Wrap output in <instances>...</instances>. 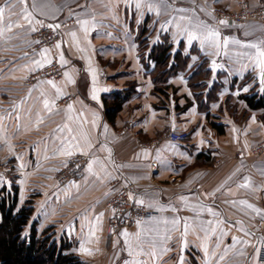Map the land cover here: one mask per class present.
<instances>
[{
    "label": "crops",
    "instance_id": "obj_1",
    "mask_svg": "<svg viewBox=\"0 0 264 264\" xmlns=\"http://www.w3.org/2000/svg\"><path fill=\"white\" fill-rule=\"evenodd\" d=\"M155 1L177 14L149 11L151 0H0V163L14 177L9 183L1 168L2 189L16 188L17 209L31 203L24 235L32 224L38 235L47 229L57 243H71L68 253L81 264H264V152L251 153L264 141V112L239 99L261 85L259 69L241 54L254 52L243 44L264 42V25L220 24L204 7L232 11L264 0ZM48 25L62 33L56 54L63 72L55 88L48 79H32L49 54L30 52L31 35ZM209 28L221 34L219 49L188 43L187 31ZM225 37L241 43L224 47ZM165 40L171 56L187 62L157 86L147 52ZM203 62L208 76L193 78ZM121 91L128 98L111 123L103 97ZM165 129L186 130L190 138L171 143L162 137ZM80 155L88 157L80 178L60 186L57 172ZM120 179L134 185V199L154 214L108 235L106 201ZM153 248L155 256L144 254Z\"/></svg>",
    "mask_w": 264,
    "mask_h": 264
},
{
    "label": "trees",
    "instance_id": "obj_2",
    "mask_svg": "<svg viewBox=\"0 0 264 264\" xmlns=\"http://www.w3.org/2000/svg\"><path fill=\"white\" fill-rule=\"evenodd\" d=\"M144 42H140L142 51L149 47L144 45ZM170 48L171 46L165 40L163 44L150 46L147 52V60L155 64L151 75L153 83L157 86L163 85L171 74L182 70L186 65L187 58H182L179 53L172 57ZM171 57L175 63H170ZM204 76H208V70L205 69L203 62L194 71L193 78ZM217 88L218 85H214L212 90ZM127 98L128 93L122 91L103 97L105 117L109 122H114ZM239 99L249 110L264 112V91L253 88L249 93L240 95ZM213 126L217 128L218 134L223 133L218 126L214 124ZM17 203L15 187L11 192H5L4 189L0 191V264H81L78 257L68 253L71 243L64 240L57 243L51 235H48L47 229L38 235L32 224L29 234L24 235V228L32 215V207L30 201H27L17 209Z\"/></svg>",
    "mask_w": 264,
    "mask_h": 264
},
{
    "label": "built area",
    "instance_id": "obj_3",
    "mask_svg": "<svg viewBox=\"0 0 264 264\" xmlns=\"http://www.w3.org/2000/svg\"><path fill=\"white\" fill-rule=\"evenodd\" d=\"M224 18L231 19L232 16L226 14L224 15ZM61 37L62 34L59 28H50L48 26L42 27L32 35L33 40L31 49L38 52L45 48H52L61 40ZM39 76L40 73H37L32 76V79L38 78ZM42 76L53 80H59L62 77L61 66L55 58L44 68ZM162 137L171 143H185L189 140L190 133L186 130L176 131L165 129ZM83 162L81 161V157L74 161L71 160L70 163L58 172L57 182L59 184L66 183L79 176ZM1 168L6 169L5 173L8 174L7 177L10 180L12 177L10 169L3 167V164L0 163V169ZM116 184L117 190L107 203L110 210V216L106 226V232L108 235H114L140 221L148 219L154 214L143 204L138 203L134 199L133 195L135 193V187L131 182L120 179ZM260 228L264 229V221L261 222ZM260 251L261 260L264 262V242L261 244Z\"/></svg>",
    "mask_w": 264,
    "mask_h": 264
},
{
    "label": "snow or ice",
    "instance_id": "obj_4",
    "mask_svg": "<svg viewBox=\"0 0 264 264\" xmlns=\"http://www.w3.org/2000/svg\"><path fill=\"white\" fill-rule=\"evenodd\" d=\"M141 5L139 3H137L136 7L139 8ZM148 9L149 11L152 10V5L149 4L148 5ZM4 11L5 9L4 8H0V22H3V18H4ZM178 11H185L184 9H178ZM157 14L158 11H157ZM181 19H184L183 17H181ZM82 25H86L88 22L87 21H82L81 22ZM203 23V22H202ZM220 24H227L228 22L226 20H220L219 21ZM17 27H19L20 25L17 24L16 25ZM12 27L13 25L10 23L7 25V31H11L12 30ZM48 27L50 28H59V25H48ZM179 27V26H178ZM187 31V30H185ZM0 34H2V32H0ZM72 36L75 37V33H72ZM187 38H188V43L191 44L194 40H199L201 46H204L205 44H208V45H211L213 47H215L216 49H219L221 47V34L218 30H215V29H207V31L205 33H202L200 35H198L196 32L194 31H187ZM38 42V41H37ZM236 43V44H240L241 42L239 40H236V39H229L227 37L223 38V46L224 47H227L229 43ZM262 44H264V42H261V43H246V44H243L242 46L243 47H246V48H250V49H254V52L251 53V54H248V53H242L241 55H248L249 56V59L251 60L252 62V66H253V70L255 71L256 69H259V77H260V82L262 85H264V46H262ZM57 48L60 47L59 44L56 45ZM49 50L47 48H45L43 50V52L41 53V55H44L48 52ZM49 63L51 61H48ZM61 62L63 63V57L61 56ZM38 65L40 64L39 61L36 62ZM42 66V65H41ZM212 67H213V70H215V68L217 67L216 63L213 62L212 64ZM68 74L65 73V76H67ZM48 84L52 85L54 88L56 87L54 81H47ZM245 91H247V88L244 89ZM60 90L57 88V92H59ZM262 91H264V88H262ZM93 99H96L95 96H93ZM48 105V102L45 101V107H47ZM69 110H71L72 106L69 105L68 106ZM69 155H71V153L69 152L68 153ZM93 163H96V161H92L89 163V166H88V170L91 172V169H92V164ZM73 186L74 187H79L78 185H76L74 182H73ZM242 187H247V184L245 185H241ZM130 198H131V194H130ZM182 200H186L185 197H181ZM139 203H143V201H139ZM249 207H251V205H249ZM209 213L212 214V215H216V213L212 212V209L209 208L208 209ZM101 216L103 215L102 213L100 214ZM174 224H178L179 223V220H176V221H173ZM209 224H211V221L208 222ZM188 228V225L187 223L185 224V229L187 230ZM213 231H215V229H213ZM123 235L127 236L128 234L125 232L123 233ZM139 236V233H137V237ZM234 240L236 238H233ZM127 243V241H126ZM217 247H219V245L217 244ZM204 251H205V254H207V247L204 248ZM141 252H143V249H141ZM257 252H259V249L257 250ZM133 254V250L131 248V246L129 245V255H132ZM141 253H137V255H139ZM146 255H152V256H155V250L153 248V251L151 253H144ZM220 259L223 260L224 257L223 256H220ZM125 264H147L146 261H126ZM207 264V262H206Z\"/></svg>",
    "mask_w": 264,
    "mask_h": 264
},
{
    "label": "rangeland",
    "instance_id": "obj_5",
    "mask_svg": "<svg viewBox=\"0 0 264 264\" xmlns=\"http://www.w3.org/2000/svg\"><path fill=\"white\" fill-rule=\"evenodd\" d=\"M151 2H152V7L153 8H156L157 11H162L163 14H168V15H171V16L177 14L175 12V10L172 9L174 7H171L170 5H167V6L166 5H163V4L160 5V2L155 1V0H151ZM203 3H205V2L203 1ZM204 7H206V8L208 7V11H209V13H211L210 15H212V17H214L216 19H219V20H226L229 23H232V24H235V25H243V24H258V25H264V1L261 2V3H259L257 6H252L248 1H244L236 10H232V11L224 10L223 8H221L219 6L216 7V5L215 6L214 5L213 6L212 5H204ZM226 14H228L229 16H232V18L231 19H225L224 18V15H226ZM149 22H151L152 24H154V23H156L158 21H155V19H152V21L150 20ZM42 27H45V26H42ZM42 27H40L39 29H41ZM37 31H35V32H37ZM32 35H31V40H33L32 39ZM59 42L56 43L54 47L47 48L49 50L47 52V54H49V61H52V59L55 58L57 60V62H58V58H57V54H56V49H57L56 45L59 44ZM31 45H32V43H31ZM29 49H30V52L33 53V54L34 53H42L43 50H44L43 49L41 51L35 52V51H33L31 49V46H30ZM47 65H49V62L46 65H44L42 68H40V70L37 71V73H40V76L38 77V79H48V80H51V81H57V80L49 79V78H46L45 76H42L43 70H44V68ZM61 69H62V67H61ZM62 72H63V69H62ZM37 73H35V74H37ZM33 80H35V79H33ZM258 88H259V90H261L262 88H264V85L261 84ZM229 114H233V112L230 111ZM242 114L244 115V113H242ZM239 117H242V116H239ZM234 118L237 119V117H235V116H234ZM263 152H264V141H261V142H258L257 144H255L253 146L252 150H251V153H252L253 156H258V155L262 154ZM79 157H81V161L82 162L84 161L83 162V165L81 166V170H82L84 168V166L87 165L88 157H83V156L80 155V156H77V157H73V159H71V160L74 161L75 159H77ZM71 160H69L68 163H70ZM58 172H57V174H58ZM79 178H80V176H77L74 179H72V181L78 180ZM9 181H10L9 183H14V177H11ZM56 181H57V177H56ZM69 182H71V181H69ZM66 183H68V182H66ZM66 183H62V184H59L58 183V184L60 186H62L64 184H66ZM11 188H12V186H10V189ZM1 190H2V184L0 183V191ZM112 195L106 201V207L108 209H109V207L107 206V203L111 199ZM138 223H136L135 225H137ZM260 224L261 223H259V227H260ZM135 225H133L131 227H134ZM131 227H128V228H131ZM128 228H126V229H128ZM126 229H123V230H126Z\"/></svg>",
    "mask_w": 264,
    "mask_h": 264
}]
</instances>
